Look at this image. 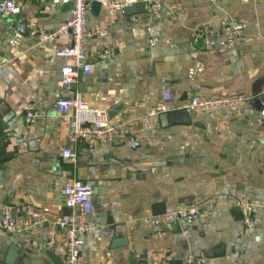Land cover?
Segmentation results:
<instances>
[{
	"label": "crops",
	"instance_id": "1",
	"mask_svg": "<svg viewBox=\"0 0 264 264\" xmlns=\"http://www.w3.org/2000/svg\"><path fill=\"white\" fill-rule=\"evenodd\" d=\"M16 3L17 15H0V61L9 71L8 78L0 75V211L27 202L50 211L45 220L18 216L13 233L0 221V264H6L11 239L21 244L15 264H65L66 239L54 222L64 215L63 189L73 180L95 189L87 222L97 229L81 246L90 264H137L144 253L147 264H185L189 255L205 256L207 264H264V118L252 103L258 86L264 94V0H164L156 20L148 11L112 16L90 6L88 28L106 34L87 42L93 71L74 90L108 112L123 104L111 120L126 127L110 143L77 145L76 160L61 155L69 146V114L56 112L57 101L73 93L61 82L66 59L56 56L69 39L42 43L30 35L33 22L58 27L71 7ZM23 20L26 34L18 26ZM223 20L244 24L243 36L232 47L203 44L198 31L212 29L221 39ZM151 24L161 32L154 46ZM104 44L114 52L107 60L100 57ZM164 87L171 88L173 105L192 96L246 100L223 112L191 113L187 125L163 128L158 119L147 129L135 123L162 101ZM29 103L39 113L32 124L24 114ZM188 197L192 202H179ZM236 200L253 205V227L243 225ZM181 206H210L211 213L162 233L145 221L155 208L165 213ZM111 224L119 225L127 245L112 246ZM51 230L55 243L48 246Z\"/></svg>",
	"mask_w": 264,
	"mask_h": 264
},
{
	"label": "built area",
	"instance_id": "2",
	"mask_svg": "<svg viewBox=\"0 0 264 264\" xmlns=\"http://www.w3.org/2000/svg\"><path fill=\"white\" fill-rule=\"evenodd\" d=\"M52 4H70L71 15L65 22L52 30H47L42 25L33 22L30 27V35L42 43H57L62 38H68L69 43L56 49V56L66 59L61 67V82L66 89L73 90L71 96L60 98L56 103V112L59 115L69 114L68 136L69 146L62 149L61 155L65 159L76 160V146L81 144L89 149L97 144L112 142L117 136L125 132L124 122L114 123L109 117L108 111L94 106L88 102L83 93L74 90L81 76H86L93 71V62L89 59L86 45L95 35L105 36L104 29L90 30L88 28L87 15L90 10L91 0H46ZM101 8L110 15H116L135 3L144 2L146 9L153 20L158 19L163 11L164 0H97ZM216 3L219 0H207ZM21 8L16 0H0V15L12 17L20 12ZM223 38L219 39L217 32L212 29L199 30L197 37L203 44L210 46L219 44L223 47H232L237 39L244 34L246 26L238 22H221ZM148 42L151 46L157 44L161 38L159 28L151 24L147 27ZM114 52L109 44H104L100 57L107 60ZM7 63L0 61V75L8 78ZM173 99L171 88L164 87L162 101L150 109L146 114L134 120L135 123L152 129L159 116L173 111L194 112H223L230 108L240 106L246 98H200L192 96L181 100L176 104H170ZM264 103V94H263ZM25 120L32 124L37 122L39 113L35 104L29 103L24 110ZM264 118V107L260 111ZM63 193L65 204L74 210L71 215H62L54 224L64 234L66 239L65 264H90L82 256L81 246L83 238L96 232L97 227L87 222V217L93 212L95 204V189L90 182L73 180L64 186ZM234 205L241 213V220L245 227H253L254 207L250 202L236 200ZM49 208H36L33 204L20 203L6 205L2 208L3 229L13 233L17 228V217L27 216L35 220H45ZM211 213L210 206H181L175 210L151 216L146 219L157 233L170 229L176 225H189L198 220L206 219ZM55 231L49 233L48 246L55 243ZM153 264H167L164 261H155ZM185 264H207L205 256L189 255L185 258Z\"/></svg>",
	"mask_w": 264,
	"mask_h": 264
},
{
	"label": "water",
	"instance_id": "3",
	"mask_svg": "<svg viewBox=\"0 0 264 264\" xmlns=\"http://www.w3.org/2000/svg\"><path fill=\"white\" fill-rule=\"evenodd\" d=\"M68 7H71L70 4L66 5ZM91 9L94 12L100 11L101 10V5L97 0H91ZM127 12L129 13H135V11L139 12H146V4L144 2H138L130 6L129 8L126 9ZM16 22L15 19L11 21L12 24ZM19 29L23 34L27 33V22L26 21H20L18 23ZM39 41V40H38ZM262 88L258 86L254 92L255 97L252 99V103L254 104L255 108L258 111H261L264 107L263 103V95L261 94ZM2 108H5L2 106ZM123 108V104H119L112 110L108 112L109 117L112 118L120 109ZM159 122L160 125L163 128H167L172 125H178V124H190L192 122V114L189 113L188 111L182 110V111H173L169 113H164L159 116ZM193 198L188 197V198H182L179 200L180 203H186V202H192ZM96 202V201H95ZM165 210L161 211L157 208H155V214L158 215L159 213L162 214L164 213ZM72 214V209L71 207L65 206L64 207V215H71ZM3 220V214L0 211V221L2 223ZM147 224L151 225L149 222H146ZM119 227L118 224H111L108 226V230L110 234H113V239H112V246L113 247H118V246H125L128 244V240L121 238V231L117 230ZM152 227V226H151ZM153 228V227H152ZM12 236V235H11ZM7 248H6V257L4 259V262L6 264H15L17 260V256H19L21 248H20V243L17 241H13L12 239L6 243ZM207 256H210V254H207ZM146 253L143 255L139 256V262L137 264H147L146 262Z\"/></svg>",
	"mask_w": 264,
	"mask_h": 264
}]
</instances>
